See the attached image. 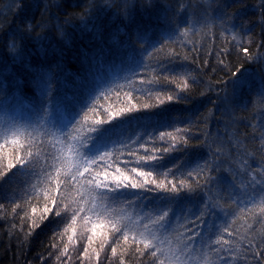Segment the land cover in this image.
<instances>
[{
  "label": "trees",
  "instance_id": "trees-1",
  "mask_svg": "<svg viewBox=\"0 0 264 264\" xmlns=\"http://www.w3.org/2000/svg\"><path fill=\"white\" fill-rule=\"evenodd\" d=\"M156 79L159 85L140 83ZM139 88H151L152 95ZM157 95L165 103L146 110L155 113L150 119L110 121L101 126L110 129L103 140L88 132L93 121L107 120L129 100L138 107L157 104ZM162 131L188 143L157 153L162 167L144 170L158 182L192 183L176 200L161 201L163 192L144 191L140 199L130 194L142 190L101 199L72 179L79 157L69 144L89 156L111 153L108 172L117 161L121 168L131 161L128 171L147 150L169 146L158 139ZM262 132L264 0H0V157L3 165L26 160L0 178V264H81L93 226L112 243L113 224L129 227V243L121 238L113 257L110 244L101 249L96 237L89 250L100 253L99 261L91 253L84 264H158L152 249L131 238H140L159 209L170 212L167 230L149 225L154 244L179 258L158 254L165 264H264V223L256 222L264 193L248 203L253 188L259 191L253 177L264 179ZM89 135L96 144L91 151L93 141L80 143ZM46 204L53 212L43 213ZM188 229L201 235L185 249ZM220 235L234 250L224 261L212 251Z\"/></svg>",
  "mask_w": 264,
  "mask_h": 264
},
{
  "label": "snow or ice",
  "instance_id": "snow-or-ice-1",
  "mask_svg": "<svg viewBox=\"0 0 264 264\" xmlns=\"http://www.w3.org/2000/svg\"><path fill=\"white\" fill-rule=\"evenodd\" d=\"M31 28V25L28 26ZM15 51V48L12 49ZM244 51H247V49H244ZM165 81L168 83L174 82L173 80H168L165 78ZM141 84H147V85H159L161 83L160 80H141ZM189 87L188 83L185 81L182 85L183 89H187ZM136 91H146L149 96L152 95V89L149 88L147 90L139 88L135 89ZM128 97H132L133 93L130 91L126 93ZM168 101H171L174 99L173 95H168L166 97ZM157 104L152 103H144L141 106H137L135 104L131 103V100H129V106L125 108H121L119 111L116 112H109L108 113V119L107 120H96L92 122V125L88 127L89 133H95L97 140H103L106 134L110 131L108 128H102L101 126L104 124H108L110 121H116L119 124L126 123L129 118H132V120H140V119H150L152 115L155 113H152L150 110L152 108L158 107L161 104L165 103V99H160L159 95H157ZM94 109H89V111H93ZM136 112H144L143 116H133L132 113ZM124 119H121V118ZM84 120H88L87 113L85 114ZM115 126V125H113ZM182 131L181 129L177 128L176 132ZM186 131V129H185ZM262 142H264V132L261 133ZM75 140L76 137H73ZM159 140L169 142L170 144L168 147H164L163 149L160 148H151L150 150L146 151L145 155L139 156L136 159V163L139 165L138 167H133L130 170L126 171L128 168L129 163L131 161H125L124 162V168L119 167V162H115V167L112 172H108V167L112 166L107 163V158L111 156V153L109 152H100V150H95L94 155L89 156L86 153H81L79 149L74 144L68 145V151L74 155H77L79 157L75 174L72 176V179L76 181L77 183L81 184V187L85 188L89 194L96 193L101 199L106 198L107 194L111 192L114 196L121 195L123 192L128 190H142L139 192H131L130 194L133 196H136L137 199H140L143 196L144 191L148 192H163L166 195L160 196L159 199L161 201H174L177 199L179 194L184 190L188 189L189 191L193 190V184L186 180H180L178 183L175 182H169L165 183L164 180H160L159 182L157 179L152 178L153 172L152 171H145V168H156V167H162L161 161L164 158L163 155H157V153H163L168 154L171 151L174 150L175 145L178 141H182L184 144H187L188 141L184 140L183 137H179L177 135H174L172 132H160ZM88 141H93V137L91 135L85 137L81 143V146L87 145ZM13 143H18L17 141H13ZM141 147H144L142 144ZM96 148V144L93 141L92 145L90 146L89 150H94ZM150 153V154H149ZM132 156H136V153L133 151L130 153ZM98 161H104L105 163L103 165L98 164ZM26 166V160L24 157H16L14 160L9 159L6 165H3V159L0 157V166H2L6 170H0V178H3L4 175H6V171H10L11 169L17 167V166ZM207 165V161H206ZM95 167H101L103 168V171H95ZM83 168V172L80 171V168ZM57 171H59L57 169ZM262 172H264V166H262L261 169ZM132 173V175L129 174ZM169 172H171V169H169ZM165 176L168 175V173H164ZM188 176L191 177L192 173L189 172ZM142 178V179H141ZM170 184V186H169ZM253 185H259V191L257 192L256 188H253V194L249 197L248 203H252L256 200V197L260 193H264V179L261 181H257L254 177L252 180ZM151 185H154L155 187H151ZM196 187H199V181H195ZM59 186V183H58ZM50 199L53 200V203L55 204V199L50 197ZM128 203H132V201H128ZM56 207L58 208L59 205L57 204ZM209 205H205V209H202L200 212V215L196 217L197 222H202L204 215L206 214V211L209 209ZM82 210V209H80ZM36 209L33 208V212H35ZM158 211L162 212V214H157L155 218H149L148 224H144L143 227L145 229L144 232L139 233V239L135 235L132 236L131 242L133 244H143L144 249H152L151 256L156 257L158 260V264H165V261L162 259H159V256H166L170 261L174 259H179L175 256H169L167 250H163L160 247H157L154 244V241L157 240L156 234L149 230V225L154 226L157 229L160 230H167L166 226V220L169 217L170 209L163 210L159 209ZM53 212L52 208H49L47 204L45 205L43 209V213H51ZM259 212V218L256 222L258 223H264V204H261L258 208ZM56 215H60V212L57 211L55 213ZM75 214L76 211L74 210L73 214V220H75ZM46 218L43 214L41 215V219ZM192 222L194 223V227L199 228L200 223ZM71 227V226H70ZM249 229L252 228V225H248ZM73 233H75V228H72ZM129 227L127 225H124L123 227H117L115 224L112 225V235H113V241L110 243L109 241V234L106 232L97 233L96 232V226L94 225L92 228L93 235L88 237L89 246L84 247L82 257L84 259H88L91 261V253L95 254V257L97 261H99L100 253L96 251V249H91L90 253V246L94 242V238L99 237L101 238L100 248L104 249L106 244H110L111 246V253L112 256L115 257L117 255V247L116 244L120 243V239L122 238L123 242L125 244L129 243L130 237H129ZM189 232H191V235L187 236L185 240V249H187L188 241L194 240L197 237H199L201 234L199 231H192V229H188ZM225 233H228V228L225 227L223 229ZM229 235H232L229 233ZM68 240L71 242L73 240V236L69 235ZM212 244L218 245L219 247L212 248V251L216 254L218 261H224L225 255L231 256L233 253V249L230 247V241L226 240L223 235L218 236L214 241L211 242ZM249 247L252 250H255V245L250 242ZM138 252H141L143 254V250L137 247L136 249ZM67 253V246L65 247L64 253ZM223 253L224 255H221ZM159 254V256H158ZM255 255L257 258L260 257L261 253L259 251L255 252ZM59 259V258H58ZM84 259L81 260V264H84ZM120 264H123V260L120 261Z\"/></svg>",
  "mask_w": 264,
  "mask_h": 264
}]
</instances>
